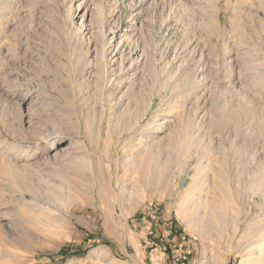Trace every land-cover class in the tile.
<instances>
[{"label": "rangeland", "instance_id": "obj_1", "mask_svg": "<svg viewBox=\"0 0 264 264\" xmlns=\"http://www.w3.org/2000/svg\"><path fill=\"white\" fill-rule=\"evenodd\" d=\"M262 238L264 0H0V264H264Z\"/></svg>", "mask_w": 264, "mask_h": 264}, {"label": "bare ground", "instance_id": "obj_2", "mask_svg": "<svg viewBox=\"0 0 264 264\" xmlns=\"http://www.w3.org/2000/svg\"><path fill=\"white\" fill-rule=\"evenodd\" d=\"M84 14H82V16H83ZM81 16V17H82ZM83 18V17H82ZM85 18V17H84ZM126 60V59H125ZM139 60V59H138ZM136 65V64H135ZM138 65V64H137ZM122 67V66H121ZM128 68H129V66H128ZM127 72V71H126ZM120 74V73H119ZM136 74V73H135ZM134 75V74H133ZM50 135V134H49ZM60 137L61 136H59V135H55V134H51L50 136H49V138H48V140H47V144L48 145H57L59 142H60ZM74 147V146H73ZM71 148V146H70V144H69V146H67L66 148H64V150H68V149H70ZM39 153V151H37V149H34V150H32L31 152L29 151V150H25V155L26 154H30V155H37ZM44 153V152H43ZM29 155V156H30ZM199 197V196H198ZM199 199V198H198ZM263 239V238H262ZM261 240V239H260ZM264 240V239H263ZM259 244H260V242H259ZM257 245H258V243H257ZM257 245H255L256 247H258V248H260L259 247V245L257 246ZM257 249V248H256ZM255 249V250H256ZM262 249H264V248H261V249H257V252H255V254H256V258L257 259H260L261 257H262V254L264 253V250H262Z\"/></svg>", "mask_w": 264, "mask_h": 264}, {"label": "trees", "instance_id": "obj_3", "mask_svg": "<svg viewBox=\"0 0 264 264\" xmlns=\"http://www.w3.org/2000/svg\"><path fill=\"white\" fill-rule=\"evenodd\" d=\"M62 253V252H61Z\"/></svg>", "mask_w": 264, "mask_h": 264}]
</instances>
